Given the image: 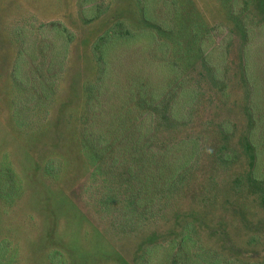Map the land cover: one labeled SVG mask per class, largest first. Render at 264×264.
I'll return each instance as SVG.
<instances>
[{
    "label": "trees",
    "instance_id": "trees-1",
    "mask_svg": "<svg viewBox=\"0 0 264 264\" xmlns=\"http://www.w3.org/2000/svg\"><path fill=\"white\" fill-rule=\"evenodd\" d=\"M55 1L73 23L0 0V107L103 264H264V0ZM23 190L0 150V211ZM18 239L0 264L26 263Z\"/></svg>",
    "mask_w": 264,
    "mask_h": 264
},
{
    "label": "rangeland",
    "instance_id": "rangeland-1",
    "mask_svg": "<svg viewBox=\"0 0 264 264\" xmlns=\"http://www.w3.org/2000/svg\"><path fill=\"white\" fill-rule=\"evenodd\" d=\"M8 1V0H6ZM16 0L19 5L35 14L53 16L61 11L67 22L73 23L69 5L55 0ZM2 7L0 5V13ZM19 10L3 12L7 20L18 16ZM113 12V11H111ZM99 21V20H98ZM97 21V22H98ZM98 24V23H97ZM96 21L82 28L81 38L88 30L97 27ZM80 64L85 59L76 48ZM0 150H6L23 179V194L6 214L0 211V236L4 231L12 232L20 240L25 264H47L44 253L49 247H58L67 256V264H103L113 260L110 245L96 229L83 217L77 207L69 200L64 190L40 174L35 158L27 152L11 135L7 128L5 113L0 107Z\"/></svg>",
    "mask_w": 264,
    "mask_h": 264
}]
</instances>
